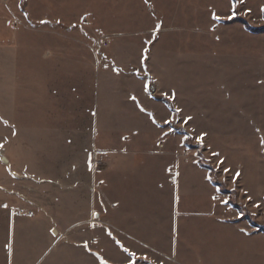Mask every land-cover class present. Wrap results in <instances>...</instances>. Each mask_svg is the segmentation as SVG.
Wrapping results in <instances>:
<instances>
[{
	"label": "rangeland",
	"instance_id": "obj_1",
	"mask_svg": "<svg viewBox=\"0 0 264 264\" xmlns=\"http://www.w3.org/2000/svg\"><path fill=\"white\" fill-rule=\"evenodd\" d=\"M20 2L0 0V264H95L84 248H78L94 241L92 226L109 224L102 217L101 221L89 216L91 177L85 168L89 117L84 109H58L56 103L63 97L51 92L63 89L58 82L63 85L70 79L85 105L96 79L98 98L104 105L110 101L118 112L110 121L119 142L126 128L144 126L125 100L128 91L141 90V83H130L135 79L133 70L147 72V64L156 77L151 85L154 93L170 100L177 110L171 124L189 133L190 145L196 146L193 154L202 151L204 163L213 166V175L229 192L219 193L218 204L228 197L230 204L216 206L214 218L248 234V239L226 241L219 264H264V242L257 238L260 235L264 241V233L248 223L264 225V0H238L236 20L231 0H26L29 18ZM240 19L258 31H247ZM41 21L63 27L33 25ZM71 26L79 28L69 31ZM145 45L149 61L141 67ZM112 62L125 74L114 75ZM42 79L51 91L47 95L42 93ZM121 92H125L124 105ZM169 114L161 113L160 118ZM9 115L18 122L22 136H12ZM170 128H162L161 134ZM41 131L47 134L45 155L40 151ZM175 133L162 140L169 138L168 144L176 147L180 137ZM157 137L153 135L154 140ZM117 160L97 158L95 163L112 174L119 169ZM13 171L21 178H13ZM42 176L62 185L42 186ZM176 192L178 220L186 210L203 213L206 198L200 184L196 206L180 188ZM165 195L161 190L160 203L170 212V196ZM235 204L244 208L245 215ZM158 213L157 221L166 220L161 206ZM192 217L198 240L191 241L188 252L182 230L175 235V258L165 256L169 248L152 250L159 264L204 263L198 230L203 221Z\"/></svg>",
	"mask_w": 264,
	"mask_h": 264
},
{
	"label": "crops",
	"instance_id": "obj_2",
	"mask_svg": "<svg viewBox=\"0 0 264 264\" xmlns=\"http://www.w3.org/2000/svg\"><path fill=\"white\" fill-rule=\"evenodd\" d=\"M92 56L96 69V53ZM147 60L149 61V51L145 45L139 59L140 66L142 67L143 64H146ZM146 66L147 72L143 69L133 70L135 79L130 81V83L135 86H139L141 83V90L136 93L128 91V96L125 100L128 110L131 112L136 110L137 115L144 122V126L140 127L139 130L126 128L124 134L119 133L121 134L119 142L115 139L116 136L114 134H117V131L113 129L112 121H110L115 118L114 115L118 112L114 110L110 101L104 105V101L98 98L99 85L96 79L91 91L87 93L88 103L85 105H83L75 83L69 82L70 79H68L67 84L63 82L62 85L58 82L63 89L54 88L52 92L46 90L45 86L48 87V85L45 79H42V93L47 95L50 91L54 96L63 97V99L59 98L61 102L58 101L56 103L60 105L59 108L57 107L58 109L65 110L66 107L68 111L70 109L74 111L84 109L89 117L86 129L88 128L89 130L91 140L88 150H85V168L91 177L89 180L91 190L88 198L89 216L90 220L100 219L102 221V218H104V220L109 221V224L92 226L93 231L96 232V236L98 235L99 238L95 236L94 241L92 239V242L88 243L87 246L82 244L78 248H84L89 261L92 260L95 264H102V261H106L107 264H159V258L154 255L156 252L152 255V250H158L159 247L169 248V253L165 254V256L169 255L175 258V235L181 234L182 230H185V234H187V236L185 235V243L187 244L188 252L190 251V246L193 245L192 242L198 240L196 233L199 232L194 228L193 220L195 218L192 217L196 215L199 217L197 219L203 221V224L198 229L202 234L200 255L204 257V263L201 264H219L221 247L223 249L226 241L231 243L233 240L248 239V234L240 231L235 225H226L227 223L224 220L221 221L214 218L217 212L216 206L224 207L225 202L222 201L218 204L217 197L219 192L210 182L209 172L198 165L197 151L195 150L193 154L194 149L184 145L185 134L189 133L179 127L174 126L172 128L170 126L174 117L173 114L177 110L170 100L156 96L151 86L153 81L156 82V77L151 70H148L149 64ZM110 69L114 75L125 74L123 67L116 63L114 64V62H112ZM142 71L147 75H144ZM128 74L132 75L129 72ZM57 78H59L58 75ZM120 94V103L124 105L125 92ZM73 104L77 105L74 106ZM40 106L41 112H43L46 106L45 100L40 101ZM166 112L171 114H169L168 118L162 120L160 114H166ZM1 114L0 110V120H2L3 116ZM12 119V116L9 115V128L15 132V135L12 133V136L15 138L22 136V130L18 122ZM41 122L44 123L43 118ZM166 126H170L171 131L161 134L160 130ZM178 128L181 131L177 130ZM170 133H175L177 135L175 137H180L179 145L176 147L168 144L169 138L162 140V137H168ZM155 134L158 137L154 140L153 135ZM46 137L47 134H43L41 131L40 151L44 155L48 153ZM44 142L45 145L43 146ZM97 158H101V160L108 158L110 162L118 159L117 168L119 169L114 173L112 172V174L103 172L100 170L102 166L98 167L95 163ZM11 175L16 180L21 178L15 171L11 172ZM40 181L44 182L41 184L42 186H48L49 184L62 185V182L58 179L51 178L50 180L48 176H42ZM198 184L205 191L203 198H206V202L203 206V213H193L191 209L186 210L178 220L176 214L177 204H179L176 195L177 188H180L181 194H185L186 197H183L194 202L198 199L196 194ZM182 185L186 189L181 188ZM98 187H100V192H97ZM101 187H104L103 194ZM163 189L166 192L165 196H170V212L165 203L164 205L160 203L161 190ZM14 194L19 196L21 193L20 191H14ZM146 194H152L154 197L151 195V198H149L150 196L147 197ZM24 199L27 200L26 197ZM150 201H152L151 204ZM194 203V206H196L197 202L195 201ZM160 206L164 210L165 214L162 216L166 217V220L157 221L155 216H160L158 213ZM93 213H96V215L94 216ZM158 222L159 224L161 222L164 227L156 226ZM154 224L155 228L153 229L152 226ZM109 232H111V235H109ZM54 233L57 234L58 232L54 230ZM235 233L237 238L234 239ZM257 238L261 243L264 242L262 236L259 235ZM257 238L255 237V241ZM160 240L164 242L163 245ZM124 248L135 253V256L130 257L128 252L123 250ZM191 253L193 252L191 251ZM145 256L147 257L146 260L144 259ZM187 261L194 264L192 260Z\"/></svg>",
	"mask_w": 264,
	"mask_h": 264
},
{
	"label": "trees",
	"instance_id": "obj_3",
	"mask_svg": "<svg viewBox=\"0 0 264 264\" xmlns=\"http://www.w3.org/2000/svg\"><path fill=\"white\" fill-rule=\"evenodd\" d=\"M231 2H232V13H233V11H235V13H236V15H233L232 14V16H233V18L236 20V19H239L240 17H238V13H237V10H238V7H239V2H238V0H231ZM25 3H26V0H21V2H20V7H21V9H22V11L26 14V17L27 18H29V16H28V14H27V11L25 10ZM235 3V5H236V7H235V9H233V4ZM214 19H216V18H214ZM217 21H219V22H221V23H223V21L221 20V19H216ZM241 20V23H242V25H243V27L247 30V31H249V32H252V33H254V32H257L258 31V29H255L253 26H251L247 21H245V20H242V19H240ZM33 25L34 26H45V25H52L53 27H63L61 24H59V23H55V24H50L49 22H47V23H33ZM79 27L78 26H71V27H68L67 29L69 30V31H73L74 29H78ZM159 99H161V98H159ZM164 100V99H163ZM166 101V100H165ZM169 105H171L168 101H166ZM173 108V107H172ZM170 126L172 127V128H174V126L172 125V124H170ZM177 130H179V128L177 129ZM179 131H181V130H179ZM190 140H192V138L190 137V135L189 134H187L186 133V136H185V138H184V145H186V146H188V147H190V148H195L196 146H194V145H190ZM196 156H197V158H198V160H197V163H198V165L200 166V167H202V168H204V169H206L208 172H209V179H210V182L213 184V186L214 187H216V189L218 190V192L220 193V194H229V192H227L226 190H225V187H224V185L221 183V182H219L218 180H217V178L213 175V173H214V168H213V166H211L210 164H205L204 163V158L202 157V151L200 150H198L197 151V153H196ZM225 204H230V199H229V197L227 198V200L225 201ZM234 208L238 211V213L241 215V216H243V215H245L244 213H245V210H244V208L240 205V204H235L234 205ZM248 223H249V225L252 227V228H254L255 230H257V231H261V232H263L264 233V225H261V224H258V223H255V222H252L251 220H249L248 221Z\"/></svg>",
	"mask_w": 264,
	"mask_h": 264
},
{
	"label": "snow or ice",
	"instance_id": "obj_4",
	"mask_svg": "<svg viewBox=\"0 0 264 264\" xmlns=\"http://www.w3.org/2000/svg\"><path fill=\"white\" fill-rule=\"evenodd\" d=\"M235 7H236V5H235V3L233 4V9H235ZM233 15H236V13H235V11H233V13H232ZM213 16H214V18H216V19H218L219 17H216L215 16V14H213ZM42 23H47V21H41ZM157 28H159V25H157ZM146 87H147V85H146ZM133 99H135V97H133ZM143 110V109H142ZM190 119V118H189ZM155 122V121H154ZM5 124H7V122L5 121ZM13 135H15V132H13ZM201 140L203 139V137H201L200 138ZM0 147H3V144L2 143H0ZM93 215L95 216L96 215V213H93ZM109 235H111V232H109ZM85 246H87V245H85ZM121 247H123V246H121ZM125 252H128V254H129V256L130 257H133V256H135V253H133V252H130L129 251V249H127V248H124L123 249ZM144 259L146 260L147 259V257L145 256L144 257ZM102 264H107V262L106 261H102Z\"/></svg>",
	"mask_w": 264,
	"mask_h": 264
},
{
	"label": "water",
	"instance_id": "obj_5",
	"mask_svg": "<svg viewBox=\"0 0 264 264\" xmlns=\"http://www.w3.org/2000/svg\"><path fill=\"white\" fill-rule=\"evenodd\" d=\"M3 162H6V160H5V159H3Z\"/></svg>",
	"mask_w": 264,
	"mask_h": 264
}]
</instances>
